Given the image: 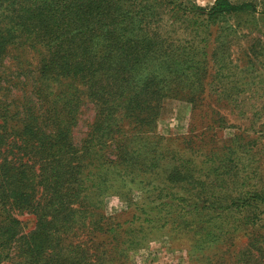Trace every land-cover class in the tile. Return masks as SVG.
I'll use <instances>...</instances> for the list:
<instances>
[{"label": "trees", "instance_id": "1", "mask_svg": "<svg viewBox=\"0 0 264 264\" xmlns=\"http://www.w3.org/2000/svg\"><path fill=\"white\" fill-rule=\"evenodd\" d=\"M258 12L250 0L208 7L177 0H0V61L25 45L40 55L17 118L0 97V264L11 251L20 256L13 264H104L102 246L91 250L72 235L107 181V163L160 167L148 138L163 99L194 102L208 73L207 50L176 38L168 21L184 18L195 32L200 22ZM218 51L215 44L216 61ZM82 95L95 114L76 145L71 130ZM131 140L144 141V150L132 149ZM174 156L167 180H195L189 163ZM213 159L209 168L218 175L221 164ZM253 195L264 201L263 193ZM17 212L34 215L33 230L22 231Z\"/></svg>", "mask_w": 264, "mask_h": 264}, {"label": "rangeland", "instance_id": "2", "mask_svg": "<svg viewBox=\"0 0 264 264\" xmlns=\"http://www.w3.org/2000/svg\"><path fill=\"white\" fill-rule=\"evenodd\" d=\"M213 1L177 3L208 7ZM250 1L260 12L200 22L195 32L184 18L168 21L176 38L207 50L208 73L194 102L163 99L148 138L160 167L107 163V181L72 235L91 250L102 246L104 264H264V201L253 195L264 194V0ZM215 44L218 61L211 54ZM39 59L25 45L10 48L0 61V97L14 118L29 96ZM82 100L71 130L76 145L95 114L91 101ZM129 146L144 150L145 142L131 140ZM106 155L115 158L111 151ZM172 155L189 163L195 180H167ZM213 158L221 164L218 175L209 168ZM16 216L24 233L34 229V215ZM10 255L1 264L20 260Z\"/></svg>", "mask_w": 264, "mask_h": 264}]
</instances>
